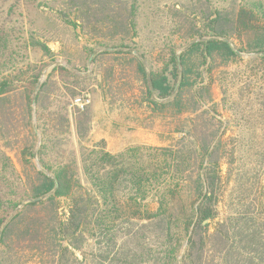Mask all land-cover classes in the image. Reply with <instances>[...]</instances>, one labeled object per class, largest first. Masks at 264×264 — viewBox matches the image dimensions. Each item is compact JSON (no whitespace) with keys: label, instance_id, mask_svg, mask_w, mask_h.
Masks as SVG:
<instances>
[{"label":"trees","instance_id":"obj_1","mask_svg":"<svg viewBox=\"0 0 264 264\" xmlns=\"http://www.w3.org/2000/svg\"><path fill=\"white\" fill-rule=\"evenodd\" d=\"M211 1L190 6L200 12L197 22L179 15L183 45H169L152 63L134 42L139 39L134 0H64L76 11L69 12L73 18L62 14L65 24L96 46L88 52L92 63H102L101 88L109 104L132 111L145 129L160 127L169 137L179 136L173 145L150 149L158 155L147 160L125 163L105 151L103 140L85 156L81 141L90 131L89 113L71 117L69 99L75 93L61 94L51 79L64 68L56 66L41 83L46 65L39 63L29 73L8 60L14 74L0 81V139L15 138L19 106L30 141L22 149L24 198L1 194L5 179L0 176V264H78L76 251L88 236L103 245L95 264H143L135 255L120 262L121 254L111 248L115 225L123 221L160 226L171 248L163 264H264V200L255 199L209 229L219 215L227 151L217 119L215 75L243 55L264 62V2L214 0L217 5L211 7ZM24 51L52 58L39 41L28 40ZM7 54L0 50L1 56ZM122 185L129 190L124 200ZM186 193L189 206L178 210L176 202ZM149 195L156 205L153 213L143 206ZM61 200L67 203L63 220ZM182 240L186 248L178 260Z\"/></svg>","mask_w":264,"mask_h":264},{"label":"rangeland","instance_id":"obj_2","mask_svg":"<svg viewBox=\"0 0 264 264\" xmlns=\"http://www.w3.org/2000/svg\"><path fill=\"white\" fill-rule=\"evenodd\" d=\"M134 1L137 5L136 25L139 36L134 42L139 45V51L149 53L147 59L152 63L158 62L161 58L159 56H163L169 45H183L177 33L179 15H186L190 20L195 19V22L200 18V12L190 7L200 0ZM216 5L212 0L211 7ZM69 12L76 11L69 10L64 0H0V50L18 54L13 57L8 54L0 55V81L14 74L8 60H15L18 69L29 73L39 63L46 65L40 78L41 83L56 66L64 68L63 71L53 73L51 79L55 81L61 94L67 95L68 91L75 93L69 99L71 117L74 118V115L81 112L89 113L90 131L86 139L81 141L86 151L85 156L101 140L104 141L106 152L121 156L125 163L140 158L147 160L149 156L158 155L150 149L173 145L179 138L178 135L169 137L160 127L145 129L140 126L144 123L134 119L132 111L119 104L110 105L105 99L99 73L102 63H92L94 55L88 52L96 46L89 37L81 35L79 29L73 30L65 24L62 14H69L73 18ZM28 40L44 43L50 49L52 58L45 57L39 51L27 53L26 56L24 47ZM101 43L109 44L105 40ZM241 57L230 68L215 75L217 119L222 122V130H225L223 141L227 151L222 166L224 184L221 188L219 215L209 229L217 221H224L245 211L247 204H253L255 199L264 200V62L248 55ZM80 96H88L90 100L83 111L73 105L74 98ZM21 110L19 106L15 108V138L11 137L7 141L0 139V176L5 179V182H1V194L16 200L25 196L22 168L26 164L22 149L30 141ZM72 130L74 131V127ZM73 136L77 144L75 134ZM30 162L39 168L36 159ZM79 173L86 186L81 170ZM119 196L122 200L129 197L126 185L120 186ZM188 196L186 193L183 198L178 199V210L189 206ZM66 206V201H59L60 220L65 218ZM143 206L150 213L155 212L154 197L149 195ZM3 215V210H0V218ZM160 230V226L150 222L123 221L117 228L115 225L116 241L111 248L113 252L121 254L120 262L135 255L138 260L141 256L143 264H154L156 259L157 264H163L162 257L171 248L168 241L161 237ZM179 245L178 260L185 251V240ZM66 246L67 243L64 247ZM100 249H103V245L98 244L97 238L85 237L81 250L76 251L78 264H95Z\"/></svg>","mask_w":264,"mask_h":264},{"label":"built area","instance_id":"obj_3","mask_svg":"<svg viewBox=\"0 0 264 264\" xmlns=\"http://www.w3.org/2000/svg\"><path fill=\"white\" fill-rule=\"evenodd\" d=\"M89 103H90V100L88 96L76 97L73 100V105L80 111H83L89 105Z\"/></svg>","mask_w":264,"mask_h":264},{"label":"water","instance_id":"obj_4","mask_svg":"<svg viewBox=\"0 0 264 264\" xmlns=\"http://www.w3.org/2000/svg\"><path fill=\"white\" fill-rule=\"evenodd\" d=\"M207 221H204L203 224H205ZM66 245L65 242H62V246L64 247Z\"/></svg>","mask_w":264,"mask_h":264}]
</instances>
